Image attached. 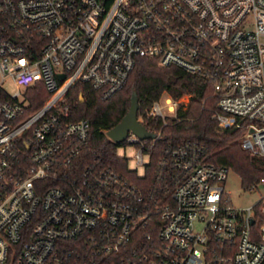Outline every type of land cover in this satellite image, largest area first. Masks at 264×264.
I'll return each mask as SVG.
<instances>
[{
  "label": "built area",
  "instance_id": "built-area-1",
  "mask_svg": "<svg viewBox=\"0 0 264 264\" xmlns=\"http://www.w3.org/2000/svg\"><path fill=\"white\" fill-rule=\"evenodd\" d=\"M139 58L209 81L219 128L244 129L242 149L264 158V0H0V264H264V179L236 208L232 169L184 143L170 152L172 201L149 210L115 170L76 163L92 125L74 119L71 90L110 99ZM38 86L49 96L32 109ZM179 106L161 97L138 113L161 124L124 142L138 167Z\"/></svg>",
  "mask_w": 264,
  "mask_h": 264
},
{
  "label": "trees",
  "instance_id": "trees-1",
  "mask_svg": "<svg viewBox=\"0 0 264 264\" xmlns=\"http://www.w3.org/2000/svg\"><path fill=\"white\" fill-rule=\"evenodd\" d=\"M38 89L39 92H30L32 109L42 106L49 96L44 87L38 86ZM134 92L139 98V113L164 93L175 98L191 96L187 110L180 109L177 118L170 119L162 129V137L150 148V163L143 177L129 169L128 159L118 155V149L126 144H115L106 136L129 113ZM67 103L74 110V119H87L92 125L89 142L76 163L80 167L97 165L115 170L137 186L144 198V208L149 210H154L162 201H172L177 172L171 168L170 152L184 143L202 148L206 162L231 168L241 178L245 189L264 179V158L252 156L238 143L245 130H222L213 119L217 110L214 89L200 76L176 68H161L154 60L139 58L126 87L112 98L103 99L89 84H78L71 90ZM146 127L152 132L161 130L158 123Z\"/></svg>",
  "mask_w": 264,
  "mask_h": 264
},
{
  "label": "rangeland",
  "instance_id": "rangeland-1",
  "mask_svg": "<svg viewBox=\"0 0 264 264\" xmlns=\"http://www.w3.org/2000/svg\"><path fill=\"white\" fill-rule=\"evenodd\" d=\"M162 97L178 100L180 104L178 113L180 109L181 111H186L191 101V96L188 94L184 95L181 98H175L173 95L169 93H164ZM147 108H145L142 112H145ZM240 139L238 140V143L241 145ZM134 153H135V148L132 146H129L127 148L118 149V155L120 157H127L131 159L130 168L133 170H137L139 176L142 177L145 174V170H144V167H138L136 163L133 161ZM224 187H225V193L230 199L232 206L236 208H249L255 205L260 200V197H261V193L248 192L242 186L241 178L233 170L230 171L228 179L226 183L224 184Z\"/></svg>",
  "mask_w": 264,
  "mask_h": 264
},
{
  "label": "water",
  "instance_id": "water-1",
  "mask_svg": "<svg viewBox=\"0 0 264 264\" xmlns=\"http://www.w3.org/2000/svg\"><path fill=\"white\" fill-rule=\"evenodd\" d=\"M138 113L139 98L137 93L134 92L129 113L117 127L107 132L108 138L115 144L126 142L130 134L135 135L141 141L156 139V135L148 131V129L138 121Z\"/></svg>",
  "mask_w": 264,
  "mask_h": 264
}]
</instances>
